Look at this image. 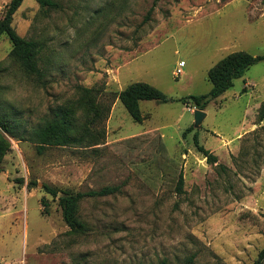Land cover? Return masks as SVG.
I'll return each instance as SVG.
<instances>
[{"label": "rangeland", "instance_id": "obj_1", "mask_svg": "<svg viewBox=\"0 0 264 264\" xmlns=\"http://www.w3.org/2000/svg\"><path fill=\"white\" fill-rule=\"evenodd\" d=\"M10 1L0 0V19ZM51 1L55 8L24 0L12 21L39 45L38 76L0 37V118L15 136L0 129L9 142L0 163V264H255L264 249V62L211 101L197 126V109L182 103L143 101L137 123L115 98L136 82L173 99L208 94L207 72L219 60L264 55V0ZM82 89L93 90L101 113ZM64 110L76 131L39 144L33 133ZM195 132L217 163L196 150ZM44 184L118 191L84 199L83 231L74 233L61 193L53 199Z\"/></svg>", "mask_w": 264, "mask_h": 264}, {"label": "trees", "instance_id": "obj_2", "mask_svg": "<svg viewBox=\"0 0 264 264\" xmlns=\"http://www.w3.org/2000/svg\"><path fill=\"white\" fill-rule=\"evenodd\" d=\"M24 0H11L7 5L3 17L0 19V37L6 36L12 44V50L10 56L21 64L23 69L31 75H39V70L37 68V56L40 53V48L37 42L32 40H26L20 37L15 29L12 27L13 16L16 11L20 8ZM41 7L55 8L56 4L51 0H34ZM153 7L148 11V16L152 13ZM263 61L264 55L254 57L248 52L237 51L228 54L221 60H219L213 67H211L207 72V80L211 83V90L208 94L195 96L189 95L178 99L168 98L164 93L155 87L142 83L136 82L128 85L124 90L118 93L116 100H118L123 107L126 109L129 116L133 121L141 123L143 121V114L140 110V103L143 101H156L158 103H173L179 102L185 105L187 108L192 107L199 111H204L207 105L222 96L229 88L233 86V82L236 79L243 77L245 72L253 66L255 63ZM93 90L82 89L83 100L84 98L92 99L90 94ZM83 103V102H82ZM91 110L98 115L100 112V107L96 106L92 102ZM110 107L105 108V116L108 114ZM101 113V112H100ZM264 117V116H263ZM75 116L74 113L70 114L68 110L62 111V114L58 120H54L47 125V128L43 130H38L33 134L38 138L39 144H50L52 139H68L71 133L75 132L77 126H75ZM94 119L91 120L93 123ZM87 129L88 127H82ZM0 129L13 136V133L9 127L0 118ZM192 128H188L184 133L191 132ZM63 143V142H62ZM193 144L196 150L206 159L209 164L217 163V158L212 155L209 150H206L199 143L198 132L193 134ZM9 150V142L0 134V163ZM220 167V166H219ZM15 183L17 185H22V179H16ZM29 189L37 187L35 181H31L27 184ZM183 178L180 175L177 185V193H182ZM42 190L45 194L50 195L55 199L58 193L61 196L58 198V206L62 212V218L66 226L71 232L78 233L83 231V224L77 219V210L80 203L86 198H96L109 196L118 191L116 187H105L97 191L88 192H77L68 193L66 191H58L46 184L43 185ZM43 206V213H45L48 203L45 198L41 199L40 202ZM264 260V249L259 253L258 260L255 264H261Z\"/></svg>", "mask_w": 264, "mask_h": 264}, {"label": "water", "instance_id": "obj_3", "mask_svg": "<svg viewBox=\"0 0 264 264\" xmlns=\"http://www.w3.org/2000/svg\"><path fill=\"white\" fill-rule=\"evenodd\" d=\"M193 115H194V122H195L196 126L205 117V113L203 111H199V110H194Z\"/></svg>", "mask_w": 264, "mask_h": 264}, {"label": "built area", "instance_id": "obj_4", "mask_svg": "<svg viewBox=\"0 0 264 264\" xmlns=\"http://www.w3.org/2000/svg\"><path fill=\"white\" fill-rule=\"evenodd\" d=\"M184 65H185L184 62H179L178 63L176 69L173 71V76L175 78H179L180 77V75L182 74V69H183ZM193 112H194V110H193Z\"/></svg>", "mask_w": 264, "mask_h": 264}]
</instances>
